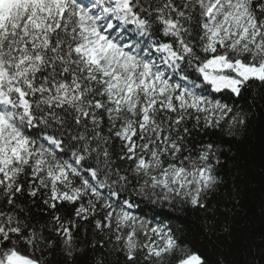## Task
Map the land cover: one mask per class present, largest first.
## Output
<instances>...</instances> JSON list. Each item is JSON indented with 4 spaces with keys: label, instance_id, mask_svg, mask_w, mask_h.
Segmentation results:
<instances>
[{
    "label": "snow or ice",
    "instance_id": "obj_1",
    "mask_svg": "<svg viewBox=\"0 0 264 264\" xmlns=\"http://www.w3.org/2000/svg\"><path fill=\"white\" fill-rule=\"evenodd\" d=\"M256 88L264 0H0V264H76L84 223L124 264H207L133 209L207 210L194 134L237 136Z\"/></svg>",
    "mask_w": 264,
    "mask_h": 264
},
{
    "label": "trees",
    "instance_id": "obj_2",
    "mask_svg": "<svg viewBox=\"0 0 264 264\" xmlns=\"http://www.w3.org/2000/svg\"><path fill=\"white\" fill-rule=\"evenodd\" d=\"M248 124L237 136L194 134L192 143L219 145L222 184L207 200V210L189 205L152 203L137 198L133 211L142 219L167 223L188 254H199L207 264H264V92L259 88L240 101ZM70 211V209L68 210ZM81 243L76 264H95L103 253L106 264H124V257L92 247V226L79 230ZM54 259L63 264L60 251Z\"/></svg>",
    "mask_w": 264,
    "mask_h": 264
}]
</instances>
